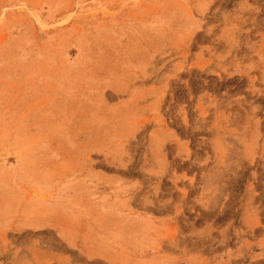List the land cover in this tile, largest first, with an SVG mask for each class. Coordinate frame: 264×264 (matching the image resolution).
Segmentation results:
<instances>
[{
  "label": "rangeland",
  "instance_id": "obj_1",
  "mask_svg": "<svg viewBox=\"0 0 264 264\" xmlns=\"http://www.w3.org/2000/svg\"><path fill=\"white\" fill-rule=\"evenodd\" d=\"M0 264H264V0H0Z\"/></svg>",
  "mask_w": 264,
  "mask_h": 264
}]
</instances>
